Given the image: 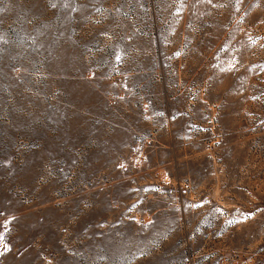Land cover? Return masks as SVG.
<instances>
[{
	"label": "rangeland",
	"instance_id": "374dc122",
	"mask_svg": "<svg viewBox=\"0 0 264 264\" xmlns=\"http://www.w3.org/2000/svg\"><path fill=\"white\" fill-rule=\"evenodd\" d=\"M0 264H264V0H0Z\"/></svg>",
	"mask_w": 264,
	"mask_h": 264
}]
</instances>
